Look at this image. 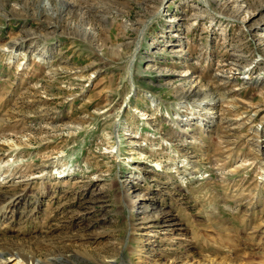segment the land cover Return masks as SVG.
<instances>
[{
	"label": "rangeland",
	"instance_id": "rangeland-1",
	"mask_svg": "<svg viewBox=\"0 0 264 264\" xmlns=\"http://www.w3.org/2000/svg\"><path fill=\"white\" fill-rule=\"evenodd\" d=\"M206 1L0 0V264H264V0Z\"/></svg>",
	"mask_w": 264,
	"mask_h": 264
},
{
	"label": "bare ground",
	"instance_id": "bare-ground-1",
	"mask_svg": "<svg viewBox=\"0 0 264 264\" xmlns=\"http://www.w3.org/2000/svg\"><path fill=\"white\" fill-rule=\"evenodd\" d=\"M200 1H203V2H206L207 3V6L209 7V3L206 1V0H200ZM204 4V3H203ZM203 7H205V5H202ZM40 7H42L41 5H40ZM47 8L46 7H44V9H43V11H44V13H43V15L45 14V15H49V13L48 12H46L47 10H46ZM207 9V8H206ZM208 10V9H207ZM200 11H202V10H200ZM57 13V12H56ZM36 38V37H35ZM26 41V39L25 38H22V37H19V38H17V39H15V40H13L12 42H11V44H10V48H18L19 47V45L22 43V42H25ZM257 146H258V151H263V149H264V143H263V141H262V139H259V140H257ZM256 150V149H255ZM31 260H27V261H25L24 260V258H23V260H22V258H20V256L17 254V253H11L10 254V258L9 259H7V260H5V262H15L14 264H20V263H25V262H27V263H25V264H42V263H51V262H53L54 263V260L53 259H49V260H46V261H41L40 259H32V258H30ZM4 264V263H3ZM52 264V263H51ZM126 264V263H125Z\"/></svg>",
	"mask_w": 264,
	"mask_h": 264
}]
</instances>
